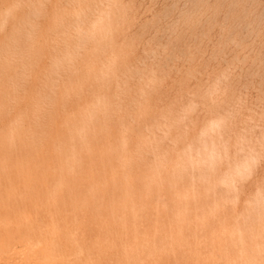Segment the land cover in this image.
<instances>
[{"label": "bare ground", "instance_id": "obj_1", "mask_svg": "<svg viewBox=\"0 0 264 264\" xmlns=\"http://www.w3.org/2000/svg\"><path fill=\"white\" fill-rule=\"evenodd\" d=\"M124 3L25 0L0 31V264H264V214L232 223L222 188L244 161L203 172L226 147L196 135L176 150L186 128L168 145L191 108L156 109L161 78L129 59Z\"/></svg>", "mask_w": 264, "mask_h": 264}, {"label": "rangeland", "instance_id": "obj_2", "mask_svg": "<svg viewBox=\"0 0 264 264\" xmlns=\"http://www.w3.org/2000/svg\"><path fill=\"white\" fill-rule=\"evenodd\" d=\"M24 1L0 0V19L5 18L0 27L1 32L9 31L15 17L23 14ZM123 3L124 15L121 18L125 21L123 27L125 33H123L126 37L124 34L122 37H125L124 40H127L129 45L128 56L132 54L133 59L130 56V61L138 66L146 65L145 67L151 66L157 69L156 72L161 78L157 90L156 109L162 107L167 109L173 100L183 106L185 104L184 111L191 108L189 112H183L185 116L182 114L183 119L181 118L180 121L182 124L178 123L179 127L171 131L170 138L166 142L169 141L168 145H171L173 136L186 128L184 137L175 146L176 150L189 144L196 135L203 137L199 138L200 140L218 141L219 148L222 146L228 148L227 155H223L227 150L224 148L225 152L223 151L220 157L211 156L207 162L200 161L196 163L197 165L194 164L196 167L204 165L201 167L203 172H207L210 166L212 167L209 169L221 167L218 169L220 171H224L228 166L232 169L239 160V164H243L244 161L242 170L232 174L240 176L242 172L245 175L250 170L248 176L243 175V178L237 176V178L231 174L228 185L222 187L232 196H229V201L226 203L228 207L234 209L230 214V221L240 223L238 219L243 212L247 215L256 212V216L253 213L248 217L259 218L261 213L264 214V208L262 209L264 205L262 204L264 203V103H262L264 102V0H123ZM7 9L8 12H5ZM189 101L193 102L189 103L191 107L187 105ZM215 115H221L220 121L224 125L221 126V122L217 121V125L212 124L216 126V130L213 128L215 131L208 129L209 126L207 128L209 131L205 129V132H201L204 122L216 117ZM214 134L223 138H217L213 136ZM237 138L239 141L236 140ZM246 140L248 141L245 142ZM242 149L245 151H241ZM240 153L242 155L247 153L249 158L257 155L256 163L253 162L252 165L251 161L255 158L250 160L246 155L242 157ZM222 156L225 159L222 160ZM212 158L214 160L217 158L219 161H216L220 164L217 165ZM211 160L212 164H210ZM249 163L252 166H248ZM248 167L254 169L248 170ZM243 168L246 173L243 172ZM233 176L236 179H231ZM228 186L231 190L235 186L236 192L235 190L232 192ZM255 200L258 203L255 202L254 205ZM256 203L260 205L259 209L256 208ZM254 208L256 211L251 210Z\"/></svg>", "mask_w": 264, "mask_h": 264}]
</instances>
